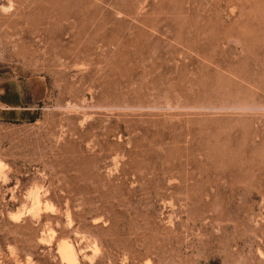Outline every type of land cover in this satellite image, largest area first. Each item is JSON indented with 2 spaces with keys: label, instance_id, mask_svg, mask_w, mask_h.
I'll return each instance as SVG.
<instances>
[{
  "label": "rangeland",
  "instance_id": "obj_1",
  "mask_svg": "<svg viewBox=\"0 0 264 264\" xmlns=\"http://www.w3.org/2000/svg\"><path fill=\"white\" fill-rule=\"evenodd\" d=\"M0 104V264H264V0H0Z\"/></svg>",
  "mask_w": 264,
  "mask_h": 264
},
{
  "label": "bare ground",
  "instance_id": "obj_2",
  "mask_svg": "<svg viewBox=\"0 0 264 264\" xmlns=\"http://www.w3.org/2000/svg\"><path fill=\"white\" fill-rule=\"evenodd\" d=\"M4 11V10H3ZM65 15V14H64ZM76 68V67H75ZM62 252L67 256V258L72 261L74 260L73 254L71 253L68 245L66 244L62 245ZM63 256V255H62ZM64 257V256H63ZM62 259V258H61ZM73 264V263H72Z\"/></svg>",
  "mask_w": 264,
  "mask_h": 264
},
{
  "label": "built area",
  "instance_id": "obj_3",
  "mask_svg": "<svg viewBox=\"0 0 264 264\" xmlns=\"http://www.w3.org/2000/svg\"><path fill=\"white\" fill-rule=\"evenodd\" d=\"M0 110H4V108L2 107V105L0 104Z\"/></svg>",
  "mask_w": 264,
  "mask_h": 264
},
{
  "label": "crops",
  "instance_id": "obj_4",
  "mask_svg": "<svg viewBox=\"0 0 264 264\" xmlns=\"http://www.w3.org/2000/svg\"><path fill=\"white\" fill-rule=\"evenodd\" d=\"M5 106V105H4Z\"/></svg>",
  "mask_w": 264,
  "mask_h": 264
}]
</instances>
